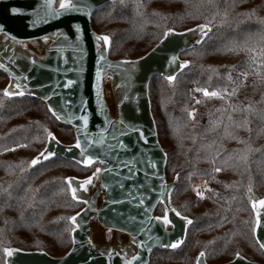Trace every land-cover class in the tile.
I'll return each mask as SVG.
<instances>
[{"label": "trees", "instance_id": "obj_1", "mask_svg": "<svg viewBox=\"0 0 264 264\" xmlns=\"http://www.w3.org/2000/svg\"><path fill=\"white\" fill-rule=\"evenodd\" d=\"M91 18L111 37L114 59L142 56L166 29L211 25L201 45L180 54L190 66L174 82L158 76L149 86L167 181L179 175L171 203L193 222L178 250H154L149 264H195L200 251L208 264L236 254L264 263L249 205L264 195V0H113ZM6 81L0 72V264L6 246L60 256L72 244L69 217L82 207L66 176L91 168L62 157L30 167L50 132L65 144L74 131L39 99L5 97Z\"/></svg>", "mask_w": 264, "mask_h": 264}, {"label": "water", "instance_id": "obj_2", "mask_svg": "<svg viewBox=\"0 0 264 264\" xmlns=\"http://www.w3.org/2000/svg\"><path fill=\"white\" fill-rule=\"evenodd\" d=\"M112 1L72 0L75 7L66 10L60 9V0H0V72L7 77L3 94L10 93L4 96L41 100L75 136L64 144L50 132L30 167L62 157L91 168L86 176L65 179L72 199L75 188L73 200L82 204L70 216L76 221L69 217L73 228L67 252L51 256L40 249L6 246L4 264H149L154 250H178L193 224L172 206L179 175L167 181V155L158 140L148 92L154 78L168 80L171 75L173 80L168 81L174 82L190 66L180 54L201 45L211 25L166 29L171 34L163 35L142 56L114 59L109 57L111 37L91 25L96 10ZM13 8L18 9L16 14ZM201 25L206 27L201 30ZM97 36H107L108 43ZM77 140L80 149L75 148ZM89 157L92 162L86 163ZM90 177L87 190L81 189L78 182ZM262 200L264 195L251 199L249 205L255 220L253 236L264 252ZM158 205L163 207L162 215L155 213ZM9 248L14 250L11 256L5 253ZM195 264H208L204 251ZM221 264L264 263L236 254Z\"/></svg>", "mask_w": 264, "mask_h": 264}, {"label": "snow or ice", "instance_id": "obj_3", "mask_svg": "<svg viewBox=\"0 0 264 264\" xmlns=\"http://www.w3.org/2000/svg\"><path fill=\"white\" fill-rule=\"evenodd\" d=\"M59 7H60V9H66V10H67V9H73L75 6L72 4V0H60ZM77 10H78V9H77ZM11 12H12L13 14H16V13L18 12V9L13 8V9H11ZM57 15H59V13H57ZM33 23H35V21H34ZM205 27H206V26H204V25H201V26H200L201 30H203ZM170 34H171V30H169L168 32H166L164 35H165V36H168V35H170ZM45 39H47V38H45ZM96 39H97V40H103L106 44L108 43V40H109V38H108L107 36H97ZM167 79H168L169 81H172V80H173V77H172L171 75H169V76L167 77ZM9 94H10V93H9L7 90L4 92V95H5V96H8ZM20 94L23 95V93H20ZM204 95H205V96H208V95H211V96H217L218 93L215 92V91L209 93L208 91L204 90ZM49 110L52 111V109H49ZM189 115L191 116V113H189ZM57 118H59V117H57ZM82 119H83L85 122H87L88 117H87V116H84V117H82ZM136 131H140V130L136 129ZM120 135H124V133L121 132ZM140 135H141V139H143L144 142L147 143V142H148V141H147V138L144 137L143 132H140ZM115 138H116V137L113 136V139H115ZM101 143H102V141H101ZM75 148H76V149H80V148H81V143H80L79 140L76 141V143H75ZM41 155H43V153H42ZM38 159H39V158H37V159H33L31 163H32L33 165L37 164V163H38ZM91 162H92V158L89 157L88 160L86 161V163H91ZM101 163H104V161L101 160ZM219 170H220V169H218V168L216 169V171H219ZM100 171H101V169H100V168H97V169H96V174H99ZM130 173H131V169H130ZM91 182H92V178L90 177V178H88V179H84L83 181H79L78 183H79V186H80L81 189H83V190H87L86 186L89 185ZM71 191H72V193H73V199L75 200V199L77 198V197H76V189H75V188H72ZM114 203H115V201H114ZM260 203H261V205H264V200L260 201ZM70 219H71L72 221H76V216L70 217ZM133 219H134V218H133ZM163 223H164L165 225H167V224L169 223L168 217H167L166 215H165V217L163 218ZM188 223H191V221H188ZM73 230H74V229H73ZM172 246L175 247V245H172ZM261 246L264 247V245H261ZM13 252H14L13 249H10V248H9V249H5V253H6L7 255H9V256H11V255L13 254ZM201 255H203V253H201ZM134 259H139V257H135Z\"/></svg>", "mask_w": 264, "mask_h": 264}, {"label": "built area", "instance_id": "obj_4", "mask_svg": "<svg viewBox=\"0 0 264 264\" xmlns=\"http://www.w3.org/2000/svg\"><path fill=\"white\" fill-rule=\"evenodd\" d=\"M190 95H191V100L192 101H195V100H197L199 98V95L196 92H192ZM203 188H199V191L203 192L204 191Z\"/></svg>", "mask_w": 264, "mask_h": 264}, {"label": "rangeland", "instance_id": "obj_5", "mask_svg": "<svg viewBox=\"0 0 264 264\" xmlns=\"http://www.w3.org/2000/svg\"><path fill=\"white\" fill-rule=\"evenodd\" d=\"M195 92V91H194ZM204 187V188H203ZM199 188H203V190L205 191V183H200L198 186H196V190H197V194L198 195H201L202 193H204V191L203 192H200L199 191Z\"/></svg>", "mask_w": 264, "mask_h": 264}]
</instances>
